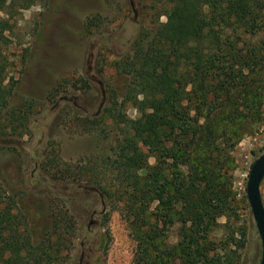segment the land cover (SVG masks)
Returning a JSON list of instances; mask_svg holds the SVG:
<instances>
[{
    "label": "rangeland",
    "instance_id": "374dc122",
    "mask_svg": "<svg viewBox=\"0 0 264 264\" xmlns=\"http://www.w3.org/2000/svg\"><path fill=\"white\" fill-rule=\"evenodd\" d=\"M133 2L134 8L130 0H31L22 9L17 1L0 13V68L15 86L0 115V202L23 198L35 241L51 228L49 201L70 211L73 245L59 264H132L135 244L121 215L120 197L106 204L97 185L72 178L80 168L97 166L99 176L110 181L113 176L103 161L131 160L117 144L139 112L124 103L129 78L115 62L128 54L142 28L166 20L161 16L156 21V0ZM6 20L11 29L2 31ZM238 43L243 51L255 44L264 50V33L245 34ZM262 118L219 129L223 134L213 154L197 147L189 163L199 180L225 189L227 213L193 235L179 223L169 226L160 239L162 247L191 253L195 240L214 243L217 249L228 240L233 264H260L261 241L246 184L253 162L264 151V105ZM139 147L153 165L154 143L140 142ZM201 158L208 164L201 165ZM181 172L191 177L189 167L182 166ZM260 191L264 202V180Z\"/></svg>",
    "mask_w": 264,
    "mask_h": 264
},
{
    "label": "trees",
    "instance_id": "16d2710c",
    "mask_svg": "<svg viewBox=\"0 0 264 264\" xmlns=\"http://www.w3.org/2000/svg\"><path fill=\"white\" fill-rule=\"evenodd\" d=\"M17 1L22 9L31 3L0 0V13ZM154 10L156 21L164 16L165 22L142 28L128 54L115 62L129 78L124 103L139 112L117 144L131 160L105 159L102 165L113 176L110 181L99 176L97 166L74 171L72 179L97 185L106 204L120 197L121 215L135 244L132 264H233L228 240L218 249L195 240L187 253L162 247L160 239L176 223L193 235L227 213L225 189L199 180L189 162L200 145L205 153L218 149L219 129L248 118L253 123L263 120L264 50L255 44L243 51L238 42L256 30L264 33V0H156ZM2 26V31L11 29L7 20ZM14 89L0 68V115ZM140 142L154 143L153 165ZM182 166L191 169L190 178L182 175ZM13 197L0 202V264H59L73 245V215L49 201L51 228L35 241L27 204Z\"/></svg>",
    "mask_w": 264,
    "mask_h": 264
},
{
    "label": "water",
    "instance_id": "95a60500",
    "mask_svg": "<svg viewBox=\"0 0 264 264\" xmlns=\"http://www.w3.org/2000/svg\"><path fill=\"white\" fill-rule=\"evenodd\" d=\"M130 5L132 8H134L133 0H130ZM263 180L264 152L260 156H258L253 162L246 184L247 201L261 241L260 264H264V202L260 191L261 183ZM86 189L90 191L93 190L92 188ZM92 224L93 222H91L88 226H91Z\"/></svg>",
    "mask_w": 264,
    "mask_h": 264
},
{
    "label": "flooded vegetation",
    "instance_id": "af4514ba",
    "mask_svg": "<svg viewBox=\"0 0 264 264\" xmlns=\"http://www.w3.org/2000/svg\"><path fill=\"white\" fill-rule=\"evenodd\" d=\"M95 215H96V214L94 213L93 216H95ZM92 225H94V223H93ZM88 227H89V226H88Z\"/></svg>",
    "mask_w": 264,
    "mask_h": 264
}]
</instances>
